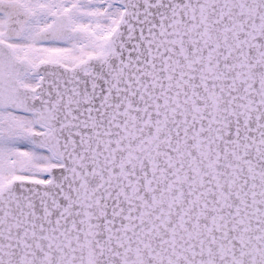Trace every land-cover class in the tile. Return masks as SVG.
Masks as SVG:
<instances>
[{
    "label": "snow or ice",
    "instance_id": "snow-or-ice-1",
    "mask_svg": "<svg viewBox=\"0 0 264 264\" xmlns=\"http://www.w3.org/2000/svg\"><path fill=\"white\" fill-rule=\"evenodd\" d=\"M0 264H264V0H0Z\"/></svg>",
    "mask_w": 264,
    "mask_h": 264
}]
</instances>
